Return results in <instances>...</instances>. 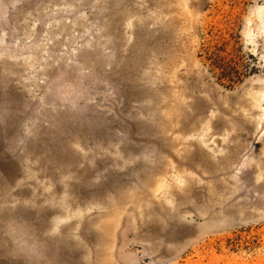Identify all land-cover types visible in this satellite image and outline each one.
<instances>
[{
	"label": "rangeland",
	"instance_id": "374dc122",
	"mask_svg": "<svg viewBox=\"0 0 264 264\" xmlns=\"http://www.w3.org/2000/svg\"><path fill=\"white\" fill-rule=\"evenodd\" d=\"M0 264H264V0H0Z\"/></svg>",
	"mask_w": 264,
	"mask_h": 264
},
{
	"label": "bare ground",
	"instance_id": "6f19581e",
	"mask_svg": "<svg viewBox=\"0 0 264 264\" xmlns=\"http://www.w3.org/2000/svg\"><path fill=\"white\" fill-rule=\"evenodd\" d=\"M161 184V183H160ZM160 184H159V186H160ZM232 209V208H231ZM112 223L115 225V227L117 226V224H118V221H117V218L116 219H113L112 220ZM113 228V227H112ZM109 262V261H108Z\"/></svg>",
	"mask_w": 264,
	"mask_h": 264
}]
</instances>
